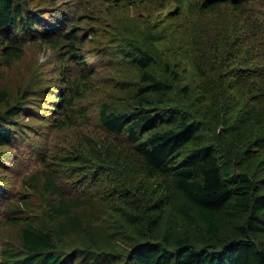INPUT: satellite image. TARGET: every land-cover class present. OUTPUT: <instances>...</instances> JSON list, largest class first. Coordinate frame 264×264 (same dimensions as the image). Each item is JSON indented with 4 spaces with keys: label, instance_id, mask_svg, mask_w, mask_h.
Returning <instances> with one entry per match:
<instances>
[{
    "label": "trees",
    "instance_id": "trees-1",
    "mask_svg": "<svg viewBox=\"0 0 264 264\" xmlns=\"http://www.w3.org/2000/svg\"><path fill=\"white\" fill-rule=\"evenodd\" d=\"M34 1L0 0V48L6 64L21 58L26 43L35 39L79 55L85 40L80 26L70 22V12L60 6L34 8ZM169 1L188 16L222 6L245 12L249 4ZM234 26L232 31L220 25L207 35L212 51L208 67L221 80V95L202 66L179 69L177 60L165 61V71L179 80L177 88L152 68L157 59L148 48L137 40L117 43L119 53L140 70L130 106L119 110L105 101L98 115L106 132L103 145L82 136L73 150H48L53 160L26 176L29 192L19 199L18 210L28 205L37 217L24 216L20 247L5 245L4 264H264V136L255 135L256 117L264 115V27L248 24L244 39V24ZM61 62L66 63L64 56ZM81 62L79 70L69 72L68 92L56 86L51 92L57 99L49 120L57 128L73 125L72 114L58 118L57 112L84 99V81L94 73L84 57ZM192 70L188 82L196 74L199 93L188 106L173 94L193 92L184 84ZM62 74L58 80L63 82L67 78ZM29 107L10 102L9 91L0 89V147L24 153L25 135L33 126L21 121V111L43 119ZM5 155L0 157L2 166L8 161ZM103 185L118 215L114 232L100 223L105 219L97 205L104 199L96 189ZM4 221L18 219L9 215L0 223ZM92 232L108 242L125 238L130 249L117 254L97 248ZM72 238L84 247H76V241L71 247Z\"/></svg>",
    "mask_w": 264,
    "mask_h": 264
},
{
    "label": "rangeland",
    "instance_id": "rangeland-1",
    "mask_svg": "<svg viewBox=\"0 0 264 264\" xmlns=\"http://www.w3.org/2000/svg\"><path fill=\"white\" fill-rule=\"evenodd\" d=\"M32 6L34 8L60 6L70 12V22H76L80 26L85 41L79 55L74 56L66 48L58 51L35 39L26 43L24 54L12 65L6 64L0 48V89L6 88L9 91L10 102H24L31 106L30 112L43 116V119H39L36 115H27L29 113L21 111L19 116L21 121L33 126L25 135L29 136L28 142L23 146V154H20L18 151L20 149L17 148L0 147V157L3 158L6 154L5 158L8 160L4 161V166L0 165V192L4 196L0 199V222L9 215L18 219L13 224L9 221L0 223V264H4L2 254L6 244L20 247L22 229L27 225L24 216H29L30 219L37 217L28 205L23 207V211L18 210L19 199L29 192L25 184L26 176L35 168L42 166L45 161L53 160L47 157L48 150L52 152L73 150L82 136L84 139L94 138L103 145L102 139L106 137V132L98 115L105 101L119 110H126L128 105L130 106L132 91L141 80L140 70L129 56L125 57L119 53L117 43L126 44L137 40L148 48L157 59L156 65L152 68L159 74L168 76L167 79L177 88L180 85L179 80H176L170 70L167 69L170 75L165 71V61L169 58L177 60L180 63L179 69L185 66L189 68L192 64L202 66L208 76L217 82L219 89L217 95H221L223 89L220 85L221 80L218 79L216 72L209 71L208 67L207 58L212 54L208 44V32L220 25L229 26L234 31V24L239 22L244 24L243 36L246 39L248 24H262L264 27V0H249L245 12H236L230 6H222L217 8L218 11L196 12L189 16L180 15L176 2L169 0H36ZM83 14H91L94 17H81ZM261 31L264 33V30ZM260 52L264 53V50L260 49ZM62 56L65 57V64L61 62ZM83 57L90 63L94 73L91 78L84 81L88 86L84 90V99H77L69 109L57 112L58 118L62 114L65 116L72 114L70 118L74 120L73 125L57 128L55 123L49 120L50 114L55 113L51 108L57 99L56 94L51 92L55 90V86L68 92L66 85L70 79L69 72L82 67ZM261 63H264V59ZM64 68H67V73L62 74L60 71ZM192 73L193 70L189 72L184 84L187 82L193 92L187 93V96L179 92L173 94L178 102L188 106L195 103V96L199 93L200 78L195 74L193 80L188 82ZM59 74L66 76L67 79L63 82L58 80ZM83 107L87 108L82 110ZM71 108H76L77 111L73 113ZM258 116L259 119L256 117L255 121V135L264 136V115ZM25 155L27 156L23 157ZM15 157H18L17 160ZM68 180L71 184L72 179ZM103 186L96 189V193L104 199L97 205L105 219L100 223L105 224L107 230L114 232L118 226L115 225L118 215L112 211L111 197L108 196L105 185ZM73 187L70 185L68 189L73 190ZM85 215L86 213L82 212L80 217L83 218ZM44 219L49 220L47 217ZM102 240L101 236H95L92 232L91 241H95L97 248H106L121 254L128 252L131 246L127 239L120 236H117L115 241ZM75 241L78 243L76 247H84L77 238L70 239L69 245L72 247Z\"/></svg>",
    "mask_w": 264,
    "mask_h": 264
}]
</instances>
